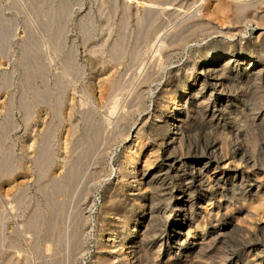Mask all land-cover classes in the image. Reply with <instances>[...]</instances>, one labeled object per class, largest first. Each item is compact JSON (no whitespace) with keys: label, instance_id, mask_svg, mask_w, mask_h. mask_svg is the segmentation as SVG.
<instances>
[{"label":"bare ground","instance_id":"1","mask_svg":"<svg viewBox=\"0 0 264 264\" xmlns=\"http://www.w3.org/2000/svg\"><path fill=\"white\" fill-rule=\"evenodd\" d=\"M219 1L217 18L224 23L237 25L254 20L264 24V0ZM112 2L119 7L117 0ZM138 2L145 4L152 21L144 30L149 48L147 45L145 50L131 52L133 64L139 68L136 71L134 67L138 84L125 90V82L110 83L111 97L106 101L109 114L105 116L109 124L92 131L88 148L66 173H53L57 158L51 154L39 151L31 157L28 179L14 184L18 194L27 191L29 204L26 202L23 209L19 205L10 208L18 217L16 236L24 232L25 237V246L17 242L13 249V264H82L91 248L92 230L102 227V215H81L79 196L88 194L87 182L104 175L110 147L128 137V119L134 111L142 112L148 88L164 76L167 60L198 28L209 25L204 20L206 12L188 13L187 8L169 3ZM162 12L177 17L179 22L172 27L160 24L155 29ZM236 27L239 30L240 25ZM177 32L180 34L175 35ZM237 45L236 41L220 39L200 48L201 58L193 60L185 72L170 69L163 90L156 96L164 101L154 110L157 126L146 128L150 115L143 116L137 131L140 134L148 130L155 142L148 157H154L156 151L162 155L142 168L140 152L128 147L127 155L117 165L118 172L127 159L131 161L128 174H132L130 170L135 172L140 191L128 196L122 181H111L106 207L128 215L105 219L111 222L113 242L125 245L134 264H199L193 259L201 261L198 257L202 252L208 258L201 264H264V241L257 239L258 233L253 230L246 237L255 236V240L246 243L243 250L225 248L219 260L209 257L215 249L220 250L229 229L245 231L237 221L244 210L238 202L264 192V34L257 41L248 40L245 48ZM165 111L172 116H164ZM199 133L201 136L196 137ZM1 156L0 170L8 160ZM47 160L52 162L48 165ZM10 172V176L15 173ZM228 183L235 187L237 200L228 196ZM49 185L57 191V198L62 196L61 200L45 197ZM44 197L49 208H56L60 215L43 212L38 200L41 204ZM6 211L0 207V215ZM119 236L127 239L118 243ZM174 248H178L176 253ZM88 264L108 263L102 258Z\"/></svg>","mask_w":264,"mask_h":264},{"label":"rangeland","instance_id":"2","mask_svg":"<svg viewBox=\"0 0 264 264\" xmlns=\"http://www.w3.org/2000/svg\"><path fill=\"white\" fill-rule=\"evenodd\" d=\"M145 1L177 5L187 8L188 13L206 12L204 20L209 25L198 28L167 60L164 76L161 75L148 88L149 96L144 100L142 112L134 111L128 119V137L116 140L110 147L104 175L87 182L90 184L88 194L79 196L81 215H102L100 224L103 227L92 230L91 248L81 260L82 264L102 258L108 264H134L125 245L113 242L115 237L109 229L111 222L105 219L128 214H116L108 209L106 197L113 187L111 181H122L128 196L140 191L135 172L130 170L132 174H128L129 159L116 171L121 158L127 155L128 147L140 152L142 168L148 167L155 156L162 155L161 151H156L154 157H148L155 142L147 129L140 134L137 131L143 116L150 115L146 128L157 126L154 110L164 101L156 96L163 90L168 71L181 68L185 72L193 60L201 58L200 48L208 44L212 46L220 39L236 41L239 48H245L248 40L257 41L264 34V24L254 20L236 25L217 18L219 0ZM115 4L112 0H0V161L2 154L8 158L0 170V207L8 210L0 215V264H13L12 254L17 242L25 246L24 232L20 235L22 237L15 234L18 217L10 208L19 205L23 209L29 204L27 191L18 194L14 184L28 179L26 171L32 166L31 157L39 151L51 154L57 158H54L53 173L57 176L66 173L88 148L92 131L109 124L105 116L109 114L106 101L111 97L110 83L125 82V90L138 84L134 67L136 71L139 68L133 64L135 58L131 52L145 50L147 45L149 48L144 30L152 21L145 12V4L138 0H117L118 8ZM178 22L177 17L162 12L155 21V29L160 24L172 27ZM239 25L238 30L236 26ZM146 61H141L140 67ZM171 114L165 111L164 116L171 117ZM189 142L187 138L186 144ZM140 144L144 145L143 148ZM51 162L47 160L48 165ZM10 170L15 172L12 176ZM226 189L228 196L233 197L235 187L228 183ZM44 193L45 197L56 202L62 199L60 194L57 198L52 185ZM45 197L41 204L38 200L43 212L60 215L56 208H49ZM234 197L237 200L238 197ZM87 199L89 201L84 205ZM238 203L244 210L237 221L245 231L229 229L220 250L215 249L209 255L211 260H219L220 251L225 248L243 250L246 243L255 240V236L246 237L249 230L257 231V239L264 241V192ZM137 205L136 202V208ZM22 223L26 228L24 220ZM93 223H96L95 217ZM116 239L119 243L127 238L119 236ZM177 251L178 248H174V252ZM204 253L198 257L201 261L208 258ZM193 260L202 263L196 257Z\"/></svg>","mask_w":264,"mask_h":264}]
</instances>
